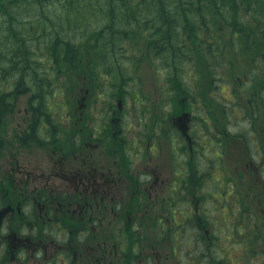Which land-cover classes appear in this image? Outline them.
Here are the masks:
<instances>
[{
	"label": "flooded vegetation",
	"instance_id": "flooded-vegetation-1",
	"mask_svg": "<svg viewBox=\"0 0 264 264\" xmlns=\"http://www.w3.org/2000/svg\"><path fill=\"white\" fill-rule=\"evenodd\" d=\"M99 68L100 111L87 112L97 95L85 74L79 113L31 103L29 90L20 140L0 136V264H264L259 87L241 102L195 71L190 108L169 83L173 98L152 109L123 66ZM22 94L1 102L0 130Z\"/></svg>",
	"mask_w": 264,
	"mask_h": 264
},
{
	"label": "trees",
	"instance_id": "trees-1",
	"mask_svg": "<svg viewBox=\"0 0 264 264\" xmlns=\"http://www.w3.org/2000/svg\"><path fill=\"white\" fill-rule=\"evenodd\" d=\"M81 1L0 0V72L9 75L6 82L0 76V104L29 90L34 93L31 103L44 104L46 84L52 83L49 75L58 74L62 65H80L81 50L90 43L107 46L101 66L120 64L112 59L122 56L116 49H127L120 43L127 42L129 32L143 37L145 55L153 63L157 57L167 66L172 85L179 83L185 90H189L187 74L195 71L202 74L206 88L209 80L232 82L229 76L238 63L239 67L254 63L264 70V0H86L83 3L99 23L96 30L83 26ZM223 65L229 66L228 77L202 69ZM36 66H48L44 68L50 73L24 84ZM258 87L264 104V74L252 91Z\"/></svg>",
	"mask_w": 264,
	"mask_h": 264
},
{
	"label": "rangeland",
	"instance_id": "rangeland-1",
	"mask_svg": "<svg viewBox=\"0 0 264 264\" xmlns=\"http://www.w3.org/2000/svg\"><path fill=\"white\" fill-rule=\"evenodd\" d=\"M86 0H82L80 4H78L81 9V15L84 19L83 26L88 27L91 29L96 30L98 28V24L96 22V17L94 12L86 8L85 2ZM82 4V5H81ZM90 5V4H89ZM89 22L93 23L91 26ZM139 35H135L132 32H129L127 42L122 41L121 47L125 46L127 49L122 50L120 54L121 57H113L115 60L120 64V66H123V69L125 72L131 74V76H135L138 80L137 82H140V86L144 91V94L147 96V98L150 101L151 108L157 107L159 109V104L157 98L155 96L161 95L164 99H171L173 98L174 94L171 93V89L169 88V80L166 82L162 79V76H160V73L158 70L160 65L159 59L157 57L154 58V63L152 59H149L147 55H145L146 51L144 47L140 45V42H143V37L141 39L135 37ZM124 43V44H123ZM90 45V46H89ZM87 45V49L81 50L82 53V59L80 65H75L74 68L69 66V70L64 71V76H56L51 74L50 79H52V83L48 86V88H45L47 98L45 99V102L47 99L51 101V104L55 106V112L56 114L60 112H72L73 113H79L82 109V96L84 94V91L82 90L83 81H85L84 75L87 74L88 81H90V85L92 86V92H94L97 96L94 101V99H90L86 107H88L87 112L93 113L95 110L101 109V106L103 102L107 101L106 96L104 97L105 100H103V97H99V89L104 86L103 83L106 84L107 80H104L102 76L103 72L102 68H99L101 64L99 62L101 61L100 56H103L107 51V46L103 44L96 43H90ZM94 45V46H93ZM125 45V46H124ZM107 49V50H105ZM126 50V52H125ZM118 54V55H120ZM125 54L131 55V57L126 58ZM115 56V54H114ZM239 64V63H238ZM236 65L234 67L235 74L232 76H229L232 81L231 86L234 87V89H237V99L241 102H243V98H248L250 96H253L252 89L253 84L256 82L259 83V80L262 79V76L264 74L263 68L259 69V65H256L254 67V63L252 65H249V67H244L240 65ZM108 65V64H107ZM68 66V65H67ZM45 67V66H42ZM48 67V66H46ZM45 67V68H46ZM64 66L62 65V70ZM233 68V67H232ZM203 70H208L210 67H202ZM228 65H223L221 67H213L210 70H215V74H218L219 77H228ZM241 71H247L248 73L246 75L241 74ZM188 73L187 74V84H189V90L185 88L181 89L182 93L185 97L183 105L187 104V108H190V101L188 98H190L191 90H192V82H193V75ZM241 74V75H240ZM181 75V74H180ZM204 75V74H203ZM210 74L204 75L209 76ZM241 76V79L240 77ZM218 77V78H219ZM181 80L183 81V76H180ZM235 78L238 81H235ZM102 80V81H101ZM190 81H192L190 83ZM220 82L216 83L217 91H219V84ZM180 85V84H179ZM51 86V87H50ZM182 87V85H180ZM48 89V91H47ZM185 90V91H184ZM167 91L165 94L164 92ZM262 93H264V87L262 88ZM223 96H226L230 98L232 95L230 93L224 92L222 94ZM149 96V97H148ZM214 96L216 98L222 97L221 94L218 92H214ZM234 96V95H233ZM31 98H32V92H23V94L18 99V107L10 110L7 112V116L3 119L2 122V128L0 130V136L5 138L4 142L8 146L15 147L18 140H20L21 135V126L20 121L26 117L31 116L32 114V106H31ZM161 98V99H162ZM109 101H112L111 98H108ZM225 100H222L224 102ZM129 104L128 100H125V106ZM133 106L136 104H132ZM222 105V104H221ZM65 106V107H64ZM99 107V108H98ZM86 113V111H85ZM0 114H2L0 112ZM99 114V112H98ZM93 115V114H92ZM1 116V115H0ZM95 117V116H93ZM28 119V118H27ZM223 122V119L221 123ZM254 123V122H253ZM7 125V126H5ZM19 133V134H18ZM19 135V136H18ZM253 136L250 138V145L252 146ZM23 147V146H21ZM26 148V147H23ZM29 148V147H27ZM263 148L264 151V104L262 103L260 97H259V150ZM235 150V149H234ZM261 151H259L260 154ZM147 158V156H146ZM256 159V157H254ZM249 161V158H247ZM233 165L235 163V158H229V155L226 157L223 164H220L218 167L223 168V165L226 164V168H229V165ZM257 218V217H256ZM255 218V220H256ZM262 247H264V152L262 155H259V251H262ZM264 255V254H263ZM261 262V260H260Z\"/></svg>",
	"mask_w": 264,
	"mask_h": 264
},
{
	"label": "bare ground",
	"instance_id": "bare-ground-1",
	"mask_svg": "<svg viewBox=\"0 0 264 264\" xmlns=\"http://www.w3.org/2000/svg\"><path fill=\"white\" fill-rule=\"evenodd\" d=\"M115 51H116L117 54H120L121 52H123L121 49H116ZM130 56L131 55H129V54H125L126 58H129ZM35 68L37 70L33 71L34 73L30 77H26L25 76V79L23 81L24 84L29 85V84H31V82H34V79H39V78L41 79L42 76H44V73H50V72L46 71L45 68L42 67V66H36ZM1 74H2V77H3V81L6 82L8 80V78H9L8 77L9 75L6 74V73L3 74V73L0 72V76H1ZM46 88H48L47 84H46Z\"/></svg>",
	"mask_w": 264,
	"mask_h": 264
}]
</instances>
